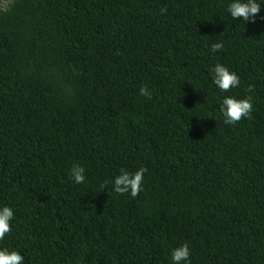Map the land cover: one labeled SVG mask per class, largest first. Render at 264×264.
Masks as SVG:
<instances>
[{"label": "trees", "instance_id": "1", "mask_svg": "<svg viewBox=\"0 0 264 264\" xmlns=\"http://www.w3.org/2000/svg\"><path fill=\"white\" fill-rule=\"evenodd\" d=\"M1 1L0 251L172 264L187 243L190 264H264V0L254 21L234 0ZM217 63L238 87L213 83ZM249 95L251 118L225 124L223 98ZM141 167L136 197L112 190Z\"/></svg>", "mask_w": 264, "mask_h": 264}, {"label": "clouds", "instance_id": "2", "mask_svg": "<svg viewBox=\"0 0 264 264\" xmlns=\"http://www.w3.org/2000/svg\"><path fill=\"white\" fill-rule=\"evenodd\" d=\"M261 5L257 0H234L228 5L227 11L233 19L243 18L244 21L252 19L254 21L256 15L260 12ZM167 11L166 8L161 9V14ZM224 45L222 42H215L211 45L213 53L221 51ZM213 83L222 91L227 92L232 88L240 85V77L234 71H230L227 67L217 63L212 69ZM254 90L253 85H249L247 91ZM139 94L146 98H151L146 85L141 86ZM252 96L249 95L244 99H236L234 97H224L220 104V113L224 117V123L235 125L243 118H251L253 111ZM148 171L146 167H141L134 173L121 170V174L114 180L113 191L118 194L130 193L132 197H136L142 190L144 174ZM85 169L79 164H73L70 169V177L76 184L85 182ZM107 183V182H106ZM14 217V212L11 207L4 206L0 209V240H3L5 235L11 231L10 221ZM172 264H181L182 261H187L190 264V249L187 243L175 248L171 253ZM24 257L17 251H8L4 249L0 251V264H23Z\"/></svg>", "mask_w": 264, "mask_h": 264}, {"label": "rangeland", "instance_id": "3", "mask_svg": "<svg viewBox=\"0 0 264 264\" xmlns=\"http://www.w3.org/2000/svg\"><path fill=\"white\" fill-rule=\"evenodd\" d=\"M9 0H2L1 3L2 5H5Z\"/></svg>", "mask_w": 264, "mask_h": 264}]
</instances>
